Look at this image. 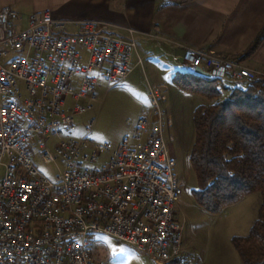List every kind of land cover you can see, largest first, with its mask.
<instances>
[{"label":"built area","instance_id":"built-area-1","mask_svg":"<svg viewBox=\"0 0 264 264\" xmlns=\"http://www.w3.org/2000/svg\"><path fill=\"white\" fill-rule=\"evenodd\" d=\"M20 21L15 10H0V264H103L94 262L92 234L133 246L156 264L181 256L173 211L182 189L170 170L160 108L165 97L156 88L148 87V115L117 147L93 141V119L79 138H62L71 137L75 118L92 109L95 72L103 71L111 83L130 74L135 31L114 35L102 22H66L48 14L30 15L26 26ZM180 67L212 75L221 94L243 93L258 78L192 48L184 49ZM51 138L58 140L54 153L47 148ZM35 147L45 163L62 164L54 181L37 173L30 152ZM102 155L107 162L93 167ZM142 206H150V213L136 222Z\"/></svg>","mask_w":264,"mask_h":264},{"label":"rangeland","instance_id":"rangeland-1","mask_svg":"<svg viewBox=\"0 0 264 264\" xmlns=\"http://www.w3.org/2000/svg\"><path fill=\"white\" fill-rule=\"evenodd\" d=\"M205 52H213L216 57L247 68L236 59L224 54L213 50H205ZM21 55L20 52L9 54L8 58ZM164 60L166 59L158 53H151L150 57L142 58L141 62L138 61L137 56H133L132 73L130 72L131 74L119 83L109 82L104 78L103 71L95 72L94 76L98 78L96 101L88 113L75 118L78 127L73 131L72 136H62V138H79L84 133L87 121L93 119L91 129L93 141L100 144L109 142L113 147H117L125 138L132 136L138 118L148 115L150 111L147 80L165 97L160 103V108L165 113L162 120V134L172 158L173 174L182 189L173 211V221L181 228L180 257L185 264H242L232 240L248 235L257 218L261 202L260 194H249L217 213H210L197 204L194 192L198 189V183L189 162L194 142L192 115L197 106L209 105L211 101L201 95L184 91L180 86L183 78H178L179 74L176 73L175 76L168 78ZM255 72L258 78L264 77V71ZM78 80L77 76L75 82ZM192 81L193 78L185 77V82ZM17 86L25 96L23 82L17 80ZM220 87L222 86L219 85V89ZM228 95L229 92L222 93V99ZM168 119L172 121V128L167 127ZM170 136L173 138L172 141H169ZM57 142L55 138L50 139L47 145L50 152L54 153ZM30 152L37 172L54 181L62 170L60 161L45 163L40 157L41 150L38 147L31 148ZM107 160V155H102L100 161L92 166L100 167ZM2 173L1 167L0 177ZM91 249L95 263L156 264L149 257L136 253L132 247L106 235L92 234Z\"/></svg>","mask_w":264,"mask_h":264},{"label":"crops","instance_id":"crops-1","mask_svg":"<svg viewBox=\"0 0 264 264\" xmlns=\"http://www.w3.org/2000/svg\"><path fill=\"white\" fill-rule=\"evenodd\" d=\"M4 7L19 14L21 26L30 15L48 14L66 22H102L114 35L132 29L138 57L161 55L168 78L182 72L185 48L213 50L264 71V38L245 56L264 33V0H0V10Z\"/></svg>","mask_w":264,"mask_h":264},{"label":"trees","instance_id":"trees-1","mask_svg":"<svg viewBox=\"0 0 264 264\" xmlns=\"http://www.w3.org/2000/svg\"><path fill=\"white\" fill-rule=\"evenodd\" d=\"M263 38L264 33L245 56L252 54ZM178 74L184 91L211 101L197 106L192 115L194 142L189 162L198 183L194 198L204 210L217 213L259 193L257 218L248 235L232 242L242 264H264V77L253 81L245 92L233 90L222 99L216 81ZM188 76L193 78L190 83L185 82ZM168 264L185 263L179 256Z\"/></svg>","mask_w":264,"mask_h":264},{"label":"bare ground","instance_id":"bare-ground-1","mask_svg":"<svg viewBox=\"0 0 264 264\" xmlns=\"http://www.w3.org/2000/svg\"><path fill=\"white\" fill-rule=\"evenodd\" d=\"M182 72H186V73H191L193 75H196V76H199L197 75L195 72H194V68H186V67H180ZM186 75V74H185ZM190 76V75H189ZM192 76V75H191ZM194 76V77H196ZM196 78H199V77H196ZM201 78V77H200ZM208 78L209 80L211 79L212 80V75H208ZM170 170H173V163L171 161L170 163ZM38 173V172H37ZM39 174V173H38ZM41 175V174H39ZM148 213H150V206H142L140 208V214H136V222H143L144 221V215H147ZM180 232H181V229L179 230L178 232V247H180V244H181V241H180ZM133 248V246H130Z\"/></svg>","mask_w":264,"mask_h":264},{"label":"water","instance_id":"water-1","mask_svg":"<svg viewBox=\"0 0 264 264\" xmlns=\"http://www.w3.org/2000/svg\"><path fill=\"white\" fill-rule=\"evenodd\" d=\"M194 72L200 77L208 78V74L202 71L200 68H196Z\"/></svg>","mask_w":264,"mask_h":264}]
</instances>
